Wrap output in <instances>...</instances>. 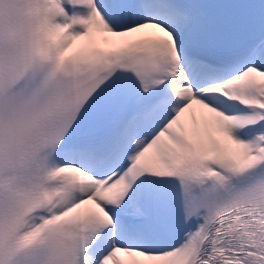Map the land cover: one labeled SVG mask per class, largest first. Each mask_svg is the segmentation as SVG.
Listing matches in <instances>:
<instances>
[{
  "label": "snow or ice",
  "instance_id": "snow-or-ice-1",
  "mask_svg": "<svg viewBox=\"0 0 264 264\" xmlns=\"http://www.w3.org/2000/svg\"><path fill=\"white\" fill-rule=\"evenodd\" d=\"M0 264H264V0H0Z\"/></svg>",
  "mask_w": 264,
  "mask_h": 264
}]
</instances>
